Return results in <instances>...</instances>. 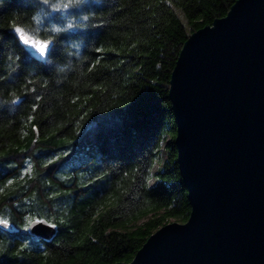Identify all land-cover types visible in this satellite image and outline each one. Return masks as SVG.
<instances>
[{"label": "trees", "instance_id": "1", "mask_svg": "<svg viewBox=\"0 0 264 264\" xmlns=\"http://www.w3.org/2000/svg\"><path fill=\"white\" fill-rule=\"evenodd\" d=\"M235 2L0 0V264L129 262L188 219L171 74L189 35ZM14 25L54 39L46 61ZM30 219L56 234H32Z\"/></svg>", "mask_w": 264, "mask_h": 264}, {"label": "water", "instance_id": "2", "mask_svg": "<svg viewBox=\"0 0 264 264\" xmlns=\"http://www.w3.org/2000/svg\"><path fill=\"white\" fill-rule=\"evenodd\" d=\"M10 31L46 61L21 33L50 51L54 39L22 25ZM169 94L190 216L163 224L131 261L114 264H264V0H236L192 32ZM29 231L51 238L57 226L34 219Z\"/></svg>", "mask_w": 264, "mask_h": 264}, {"label": "snow or ice", "instance_id": "3", "mask_svg": "<svg viewBox=\"0 0 264 264\" xmlns=\"http://www.w3.org/2000/svg\"><path fill=\"white\" fill-rule=\"evenodd\" d=\"M21 35H24V39L29 42L26 46L32 47L33 50L35 52H37L38 55L46 56L49 53L50 45H44V44H41L37 41H34L32 39V36L29 34L21 33ZM48 163L51 164V163H53V161H49ZM32 172H33L32 165L29 164V166L26 170L25 176L31 175ZM9 183H11V182H9ZM30 223H32L31 219H30ZM7 224H8V220L6 218H4L3 216H0V225H7Z\"/></svg>", "mask_w": 264, "mask_h": 264}, {"label": "clouds", "instance_id": "4", "mask_svg": "<svg viewBox=\"0 0 264 264\" xmlns=\"http://www.w3.org/2000/svg\"><path fill=\"white\" fill-rule=\"evenodd\" d=\"M74 2V0H61V3H58L57 5H56V7L57 8H60L61 6H69V5H71L72 3ZM67 27H72V25L71 24H69ZM62 29L60 28V27H56V26H54L53 27V31L54 32H59V31H61ZM6 226V225H5Z\"/></svg>", "mask_w": 264, "mask_h": 264}, {"label": "rangeland", "instance_id": "5", "mask_svg": "<svg viewBox=\"0 0 264 264\" xmlns=\"http://www.w3.org/2000/svg\"><path fill=\"white\" fill-rule=\"evenodd\" d=\"M165 154H166V152H165V150L163 151V156H165ZM160 165V163L157 161L156 163H155V165H154V170L156 169V167H158ZM154 179H152V181H153ZM172 221H179V220H176V219H171L169 222H172ZM27 226V225H26ZM26 226H24V227H26Z\"/></svg>", "mask_w": 264, "mask_h": 264}]
</instances>
